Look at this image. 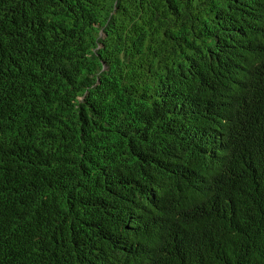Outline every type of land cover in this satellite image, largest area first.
<instances>
[{
    "label": "trees",
    "instance_id": "obj_1",
    "mask_svg": "<svg viewBox=\"0 0 264 264\" xmlns=\"http://www.w3.org/2000/svg\"><path fill=\"white\" fill-rule=\"evenodd\" d=\"M0 264H264V0H0Z\"/></svg>",
    "mask_w": 264,
    "mask_h": 264
}]
</instances>
